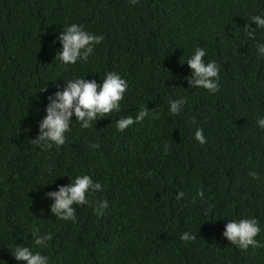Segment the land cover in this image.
<instances>
[{"label":"trees","instance_id":"1","mask_svg":"<svg viewBox=\"0 0 264 264\" xmlns=\"http://www.w3.org/2000/svg\"><path fill=\"white\" fill-rule=\"evenodd\" d=\"M254 15L264 17V0H0V264H23L17 245L49 264H264V28L254 38L245 30ZM72 24L104 39L66 65L55 56ZM197 47L219 65L215 93L188 83ZM108 72L128 83L119 113L87 129L73 116L59 148L31 142L65 80L102 83ZM143 107V122L117 129ZM78 175L102 190L74 205L75 221L60 220L45 194ZM245 218L260 227V246L247 251L223 236ZM34 227L52 235L46 247L34 245ZM185 232L196 239L181 240Z\"/></svg>","mask_w":264,"mask_h":264},{"label":"clouds","instance_id":"2","mask_svg":"<svg viewBox=\"0 0 264 264\" xmlns=\"http://www.w3.org/2000/svg\"><path fill=\"white\" fill-rule=\"evenodd\" d=\"M138 0H131L136 4ZM256 27L245 26L246 34L254 38L256 28H264V17L254 15L250 18ZM62 49L56 54L64 64H76L78 61H87L93 52V46L99 44L104 37L91 34L85 31L82 26L72 24L64 28L58 36ZM258 52L264 55V44L257 45ZM206 51L200 47L195 48L194 54L187 60V65L192 69V75L188 80L192 87H201L210 93L219 90V65L215 61L205 63L204 57ZM67 87L63 91H57L54 95L48 96L49 103L45 109L46 115L39 124V136L31 140L33 144L51 149L53 145L57 148L66 143L65 134L70 131V123L73 119L81 122L82 128H90L91 122L105 116H110L112 112L121 111V101L128 89V83L125 79L114 72H108L102 83H97L95 79L75 78L65 80ZM186 103L185 99L170 101V114H179L182 106ZM149 111L146 107L140 109L135 118L120 117L116 121V127L119 131H124L134 123H141L148 116ZM259 127L264 128V118L257 121ZM194 137L201 145L206 143L203 129L198 128ZM98 148L99 145H92ZM250 176L257 178V173L250 172ZM102 190L99 182H93L89 175H78L67 186H61L58 191L48 192L45 195L51 197L54 202L50 205L51 212L60 220H76L74 205H85L89 203V192ZM197 195L203 197V191L198 190ZM184 193L180 192L177 199L183 198ZM108 207L107 200L98 201L94 206L97 215H103L104 209ZM40 229L34 227L32 236L34 245L37 247H46L47 241L52 239L50 233L40 235ZM260 233L258 221L255 218H245L241 220H230L225 227L223 236L236 245L238 248L247 251L249 246L259 247L255 237ZM194 234L185 232L181 235L183 241H194ZM11 255L15 260L23 264H49L48 257L40 251H33L28 246L17 245Z\"/></svg>","mask_w":264,"mask_h":264}]
</instances>
